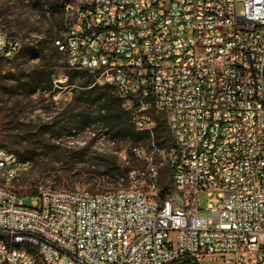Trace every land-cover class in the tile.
I'll list each match as a JSON object with an SVG mask.
<instances>
[{"label": "built area", "instance_id": "2783aa9c", "mask_svg": "<svg viewBox=\"0 0 264 264\" xmlns=\"http://www.w3.org/2000/svg\"><path fill=\"white\" fill-rule=\"evenodd\" d=\"M61 1L66 66L112 85L136 130L163 117L173 146L128 187L28 205L12 184L29 161L0 146V264H264V0ZM20 47L0 29V61Z\"/></svg>", "mask_w": 264, "mask_h": 264}, {"label": "rangeland", "instance_id": "374dc122", "mask_svg": "<svg viewBox=\"0 0 264 264\" xmlns=\"http://www.w3.org/2000/svg\"><path fill=\"white\" fill-rule=\"evenodd\" d=\"M68 24L61 0H0L1 31L21 40V47L14 56L0 61V76L4 77L0 82L4 86V92H0V106L4 108L0 111V145L29 161L28 169L12 184L24 196L25 205L30 202L28 195L42 188L96 194L128 187L129 171L143 169L149 161L164 162L161 151L173 146L172 138H167L162 130L158 132L159 139L139 135L134 140L104 126L97 120L98 104L92 102L98 92L88 95L86 88L78 86V80L70 82V77L64 73L68 68L64 54L57 53L43 60L25 49L28 46L44 48L42 52L50 55L51 40L62 39ZM41 69L51 73L50 89L26 93L30 85L23 84L19 92L22 95L13 105L14 99L9 95L13 84L10 79L19 77L21 82L28 83L32 71ZM59 75H66V84L71 86L72 95L67 101L60 98L61 92L54 87L53 78ZM94 80L93 76L87 89L106 84ZM86 102L89 103L79 106ZM81 107L86 108L82 114ZM13 113L18 116L15 124L11 121ZM80 119L86 120L79 123ZM2 121L16 128L1 132ZM156 124L157 119L151 129ZM169 174L170 167L164 163L159 169L161 184L168 181ZM199 204L203 208L200 214L210 216L204 208L207 204L216 206L218 198L201 192Z\"/></svg>", "mask_w": 264, "mask_h": 264}, {"label": "trees", "instance_id": "16d2710c", "mask_svg": "<svg viewBox=\"0 0 264 264\" xmlns=\"http://www.w3.org/2000/svg\"><path fill=\"white\" fill-rule=\"evenodd\" d=\"M56 40V39H55ZM55 40H51L50 44V49L52 52L50 55L48 53L42 52L44 48L41 49H36L34 46H28L25 47L27 52L30 55H33L35 57H39L43 60L46 59H51L54 55L58 54H63L60 52L57 47L54 44ZM54 65V64H50ZM64 73L70 77V82H74L78 80V86L82 88H86L85 93L88 95L91 94L92 92H98V94L95 96V99L92 101L93 103L98 104L97 112V120L101 121L104 126L110 128L111 130H115L118 134L121 136H130L132 139L136 140L139 135H146L149 139L151 137L155 139H159L160 136L158 135V132L164 131V135L167 138H171L167 127L165 125L164 120H161L160 118H157V124L153 127L151 130H136L131 122V116L129 114V111L125 109V107L122 104L121 99L115 94L114 88L112 85L106 83L101 87H95L93 85L92 87L88 88V86L91 85L93 82V74L90 73L87 70H76L72 68H67ZM12 77H15V74L11 75ZM3 76H0V82L3 80ZM8 79V77H5ZM10 78V77H9ZM22 79L19 77H15L13 79H10L11 82H13L12 85H10L9 90H10V96L13 98V105H16L18 103V96H21L22 94L19 93L20 90H23V84L25 85H30V88L27 89L26 93H32L35 91H44V90H49L51 87V73L47 72L45 69L41 70H34L32 71L31 75L29 76V82L28 83H23L21 82ZM41 84H45L43 87H41ZM0 92H4V86L2 83H0ZM1 103V100H0ZM89 102L86 103H80L79 106H85ZM82 111L80 114L86 111L85 107H81ZM4 108L0 106V111H3ZM79 116V115H78ZM77 116V117H78ZM17 115L13 113V118L11 119L12 122L17 121ZM86 119H80L79 123H82ZM10 128L14 129L16 128L15 126L13 127H8L7 123L4 121L1 122V132H6L10 130ZM155 133V134H154ZM1 147H4L0 145ZM195 264L192 260H190L187 257L180 258L176 260L175 262L171 264Z\"/></svg>", "mask_w": 264, "mask_h": 264}]
</instances>
